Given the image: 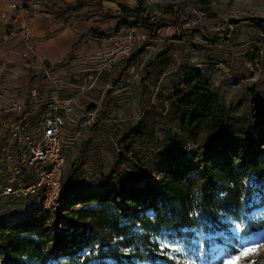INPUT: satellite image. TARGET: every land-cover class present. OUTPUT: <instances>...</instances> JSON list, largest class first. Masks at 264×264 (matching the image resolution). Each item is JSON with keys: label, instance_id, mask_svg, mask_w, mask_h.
I'll return each mask as SVG.
<instances>
[{"label": "rangeland", "instance_id": "obj_1", "mask_svg": "<svg viewBox=\"0 0 264 264\" xmlns=\"http://www.w3.org/2000/svg\"><path fill=\"white\" fill-rule=\"evenodd\" d=\"M57 1L50 7L33 2L31 7L37 13L51 14L59 25L72 18L79 36L90 31L110 33L102 38L91 34L81 51L74 50L59 69L54 66L61 60L38 62L39 67L31 69V62L40 57L28 39L17 63L19 78L30 82L28 94L32 88L47 93L44 86L48 74L62 85V100L78 95L73 117L84 121L85 126L68 154L65 174L82 154L79 173L85 180L83 192L97 191L101 175L115 171L116 158L122 153L116 140L143 115H150L155 123L157 141L169 137L162 129L176 130V120L169 121L174 101L171 94L173 89L182 88V72L187 69L201 71L209 91L218 95L233 115L248 117L252 123L264 117V30L259 28L264 27V0ZM119 5L148 18L156 27L138 22L113 32L119 21L115 18L120 13ZM26 45L30 50L25 49ZM25 101L28 108L35 106L30 95ZM11 113L0 112L3 133L14 121ZM5 141L3 138L2 144ZM134 149L141 160L151 163L155 153L152 145L135 144ZM131 163L130 156L123 158L117 173H127ZM30 207L21 201L0 199V222L9 210L17 216L6 221L22 219ZM249 215L264 222V210ZM167 239L182 242L187 249L175 257L178 264L185 260L220 264L221 258L241 245L255 251L241 256L240 264H264V227L242 233L231 225Z\"/></svg>", "mask_w": 264, "mask_h": 264}, {"label": "trees", "instance_id": "obj_2", "mask_svg": "<svg viewBox=\"0 0 264 264\" xmlns=\"http://www.w3.org/2000/svg\"><path fill=\"white\" fill-rule=\"evenodd\" d=\"M119 7L113 32L138 22L156 27L136 11ZM91 34L102 38L110 33L80 35L70 54L54 67L66 64ZM181 78L182 88L172 90L169 114L176 130L162 129L169 137L157 141L156 125L148 114L128 125L116 140L122 151L116 169L101 175L97 191L81 190L85 180L79 173L80 154L62 177L54 211L32 206L19 220L6 221L17 216L14 210L4 215L0 264H178L160 254L156 237L191 236L235 222L243 225L242 233L264 227L249 215L264 210V117L252 123L233 115L209 91L199 70L187 69ZM135 144L152 145L151 163L141 160ZM127 156L131 168L118 174Z\"/></svg>", "mask_w": 264, "mask_h": 264}, {"label": "built area", "instance_id": "obj_3", "mask_svg": "<svg viewBox=\"0 0 264 264\" xmlns=\"http://www.w3.org/2000/svg\"><path fill=\"white\" fill-rule=\"evenodd\" d=\"M25 49L30 50L28 45ZM39 61L45 63L42 58ZM46 76L44 89L49 91L44 95L32 88L28 94L35 106L28 108L27 95L2 111L14 112L16 118L4 131L6 141L0 145V199L52 212L59 205L68 154L85 122L73 117L78 95L62 100V85Z\"/></svg>", "mask_w": 264, "mask_h": 264}, {"label": "crops", "instance_id": "obj_4", "mask_svg": "<svg viewBox=\"0 0 264 264\" xmlns=\"http://www.w3.org/2000/svg\"><path fill=\"white\" fill-rule=\"evenodd\" d=\"M51 1L53 0H0V112L9 108L12 101H22L28 95L27 86H30V82L19 78L17 64L20 51L24 44L29 43L28 39L35 45L38 57L45 61H60L70 54L71 47L79 38L74 20L66 25H59L51 14L37 13L31 7L33 2L45 7ZM29 9L32 11L29 12ZM76 50L81 51L80 48ZM34 61L31 62L33 70L40 64L39 60ZM22 73L25 74V71ZM14 116L13 114L15 119ZM3 138L4 133L0 131V145Z\"/></svg>", "mask_w": 264, "mask_h": 264}, {"label": "snow or ice", "instance_id": "obj_5", "mask_svg": "<svg viewBox=\"0 0 264 264\" xmlns=\"http://www.w3.org/2000/svg\"><path fill=\"white\" fill-rule=\"evenodd\" d=\"M233 226L237 231H240L243 227L240 222H235ZM156 240L160 254L167 256L169 259H173L187 251L185 245L182 242L172 241L163 236L156 237ZM252 251H255V249L249 247L248 245H241L239 248L233 249L231 253H227L223 258H221L220 264H240L241 256H246ZM236 253H239L240 255H236ZM182 264H195V261L185 260L182 262Z\"/></svg>", "mask_w": 264, "mask_h": 264}]
</instances>
